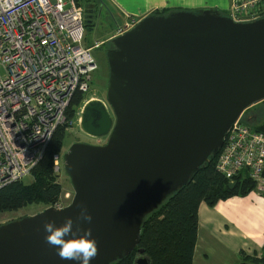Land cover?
<instances>
[{"label": "water", "instance_id": "water-1", "mask_svg": "<svg viewBox=\"0 0 264 264\" xmlns=\"http://www.w3.org/2000/svg\"><path fill=\"white\" fill-rule=\"evenodd\" d=\"M107 104L87 99L80 127L102 143L72 141L62 152L73 195L61 207L0 223V264H82L45 241V221L76 229L87 207L98 254L107 264L135 248L143 216L219 150L232 121L264 98V15L236 21L218 8L147 13L110 38ZM236 180H229L232 188ZM82 234V233H79ZM70 237H65V239ZM134 264H149L137 247Z\"/></svg>", "mask_w": 264, "mask_h": 264}, {"label": "built area", "instance_id": "built-area-1", "mask_svg": "<svg viewBox=\"0 0 264 264\" xmlns=\"http://www.w3.org/2000/svg\"><path fill=\"white\" fill-rule=\"evenodd\" d=\"M226 11L236 21L253 20L264 15V0H230ZM84 32V7L76 0H0V187L31 171L55 128L66 121L72 95L90 89L97 62ZM241 116L228 126L215 167L229 180L245 172L261 193L264 132ZM61 162V152H55L56 173ZM53 205L65 202L59 196Z\"/></svg>", "mask_w": 264, "mask_h": 264}, {"label": "trees", "instance_id": "trees-1", "mask_svg": "<svg viewBox=\"0 0 264 264\" xmlns=\"http://www.w3.org/2000/svg\"><path fill=\"white\" fill-rule=\"evenodd\" d=\"M178 8L165 7L152 12L165 14ZM218 10L227 14L226 10ZM87 12L88 9H84V27L94 23ZM83 94L76 91L72 95L66 109V121L55 128L43 154L31 168L32 179L28 182L17 179L0 187V211L16 209L31 202L51 205L58 200L62 184L53 170V154L62 148L66 127L76 117ZM241 119L254 129L264 132V98L248 106ZM219 151L220 148L211 153L185 184L170 192L156 207L144 214L137 246L107 264H133L137 247L144 249L149 264H192L200 201L214 205L221 198L244 195L254 189L253 180L245 172L236 175L235 185L228 187L229 179L215 167ZM261 193L264 195V191ZM235 264H264V245L259 255L241 251Z\"/></svg>", "mask_w": 264, "mask_h": 264}, {"label": "crops", "instance_id": "crops-1", "mask_svg": "<svg viewBox=\"0 0 264 264\" xmlns=\"http://www.w3.org/2000/svg\"><path fill=\"white\" fill-rule=\"evenodd\" d=\"M80 1V0H78ZM230 0H89L88 11L94 22L99 12L115 20V26L104 28L103 37L93 42L107 41L114 35L117 24L123 20V12L141 17L153 9L165 7L180 8H222L226 10ZM81 3V2H80ZM82 4V3H81ZM251 117V115H250ZM258 119V118H257ZM198 227L192 264H235L241 251L259 255L264 245V195L254 189L244 195H232L219 199L214 205L200 201Z\"/></svg>", "mask_w": 264, "mask_h": 264}, {"label": "rangeland", "instance_id": "rangeland-1", "mask_svg": "<svg viewBox=\"0 0 264 264\" xmlns=\"http://www.w3.org/2000/svg\"><path fill=\"white\" fill-rule=\"evenodd\" d=\"M80 2L82 3L84 9H88L89 0H80ZM172 8H175V6H173ZM220 9L224 10V6ZM153 10H151V12L149 13H153L152 12ZM87 14L90 15V12L88 11ZM132 19H138V17H136V15H133V14H130L124 11L123 20L120 24H117L115 28V32L118 29V27H120L122 24L128 21L130 23ZM110 23H112V26H115V20L112 17H110L104 9L103 11L99 12V16L97 20L95 21V24L88 23L85 25V32H84L83 39L91 43L93 42V39L95 37H103L104 28L105 27L109 28ZM110 38H108L107 41H101V42L96 41L98 42V45L91 47V53L97 62V67L92 72V80H91L90 89L83 94L84 98H83V101L80 107L76 111V117L70 122V125L66 127V133H65V138L63 141L62 148L57 151V152H61V154L63 150L72 141L81 140V141H88V142H93V143H102L107 138V135L93 136V135L86 133L79 125V117H80L81 108H82L83 103L85 102V100L89 98H100L109 107L106 97H105V89H106L107 79H108V64H107L105 50L106 48L111 46ZM57 174H58L57 179L62 184V192L60 193V196L61 198H63V201L66 204L70 201L73 195V188H72V185H71V182L68 176L63 170L62 162H61V169ZM31 179H32L31 171L27 175L22 177V180L26 182L30 181ZM66 192H71V196L66 197L64 195ZM45 206H48V204H45L43 202H31L19 208H16V209L0 211V223L3 221H7L10 219L20 217L25 214L34 213L36 211L41 210Z\"/></svg>", "mask_w": 264, "mask_h": 264}, {"label": "clouds", "instance_id": "clouds-1", "mask_svg": "<svg viewBox=\"0 0 264 264\" xmlns=\"http://www.w3.org/2000/svg\"><path fill=\"white\" fill-rule=\"evenodd\" d=\"M80 211L76 218V229L73 230L74 221L71 217L65 219L62 226H55L54 221H45L44 230L47 233L45 241L57 249V255L62 260L81 261L89 264L98 254L97 242L92 237L91 228L82 229L80 222H92V215L85 205H79ZM82 233V234H79ZM65 237H70L65 239Z\"/></svg>", "mask_w": 264, "mask_h": 264}, {"label": "flooded vegetation", "instance_id": "flooded-vegetation-1", "mask_svg": "<svg viewBox=\"0 0 264 264\" xmlns=\"http://www.w3.org/2000/svg\"><path fill=\"white\" fill-rule=\"evenodd\" d=\"M138 256V251L136 250V254H135V256H134V258H133V264H134V262H135V258Z\"/></svg>", "mask_w": 264, "mask_h": 264}]
</instances>
